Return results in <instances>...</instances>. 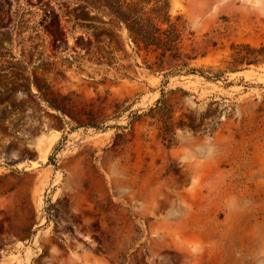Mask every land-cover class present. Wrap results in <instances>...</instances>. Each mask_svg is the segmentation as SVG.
<instances>
[{
  "label": "rangeland",
  "instance_id": "374dc122",
  "mask_svg": "<svg viewBox=\"0 0 264 264\" xmlns=\"http://www.w3.org/2000/svg\"><path fill=\"white\" fill-rule=\"evenodd\" d=\"M0 264H264V0H0Z\"/></svg>",
  "mask_w": 264,
  "mask_h": 264
},
{
  "label": "trees",
  "instance_id": "16d2710c",
  "mask_svg": "<svg viewBox=\"0 0 264 264\" xmlns=\"http://www.w3.org/2000/svg\"><path fill=\"white\" fill-rule=\"evenodd\" d=\"M130 29V28H129Z\"/></svg>",
  "mask_w": 264,
  "mask_h": 264
}]
</instances>
